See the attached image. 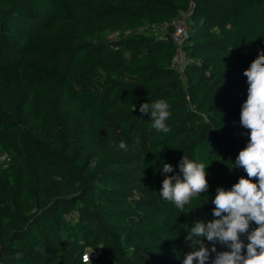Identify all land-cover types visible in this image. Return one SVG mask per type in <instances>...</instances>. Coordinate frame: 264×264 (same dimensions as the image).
I'll list each match as a JSON object with an SVG mask.
<instances>
[{"label": "trees", "instance_id": "1", "mask_svg": "<svg viewBox=\"0 0 264 264\" xmlns=\"http://www.w3.org/2000/svg\"><path fill=\"white\" fill-rule=\"evenodd\" d=\"M182 10L180 71L148 26ZM262 51L264 0H0V264H82L95 248L92 264H182L216 189L246 177L229 167L249 139L243 73ZM161 99L167 134L139 111ZM184 155L209 165V189L181 213L159 191Z\"/></svg>", "mask_w": 264, "mask_h": 264}, {"label": "clouds", "instance_id": "2", "mask_svg": "<svg viewBox=\"0 0 264 264\" xmlns=\"http://www.w3.org/2000/svg\"><path fill=\"white\" fill-rule=\"evenodd\" d=\"M243 75L247 78L248 88L247 98L241 106L240 124L248 130L249 139L229 169H243L246 177L240 176L230 189H216L211 201L214 219L207 223L196 220L189 228L185 239L191 241L194 250L184 255L182 264H208L213 253L215 257L211 264H264V51L251 62ZM169 109V103L163 99L142 103L139 107L140 113H150L151 127L164 134L171 130L166 123L171 115ZM118 148L127 150V145L121 141ZM208 166L184 155L179 162L182 176L165 175L159 191L161 198L184 213L186 205L208 192ZM173 171L171 164H163V174ZM251 223L256 227L249 231ZM242 234L247 235L246 245L240 239ZM205 239L211 248L205 244ZM217 242L229 250L217 251ZM94 250L83 253L82 264H92Z\"/></svg>", "mask_w": 264, "mask_h": 264}, {"label": "built area", "instance_id": "3", "mask_svg": "<svg viewBox=\"0 0 264 264\" xmlns=\"http://www.w3.org/2000/svg\"><path fill=\"white\" fill-rule=\"evenodd\" d=\"M190 11H180L179 15L170 21H165L160 24L149 25V30L162 34L165 41H172L176 47V54L172 60V66L178 68L180 71L184 70V63L186 60L185 52L182 48L188 34V16ZM147 29L146 26L139 28L143 31ZM130 30H126L125 33H129ZM119 32H114L113 36L118 35ZM10 157L6 152H0V165L6 167Z\"/></svg>", "mask_w": 264, "mask_h": 264}]
</instances>
